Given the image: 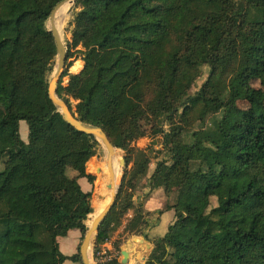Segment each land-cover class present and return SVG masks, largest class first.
I'll return each instance as SVG.
<instances>
[{
  "label": "trees",
  "instance_id": "trees-1",
  "mask_svg": "<svg viewBox=\"0 0 264 264\" xmlns=\"http://www.w3.org/2000/svg\"><path fill=\"white\" fill-rule=\"evenodd\" d=\"M60 1L0 0V264L81 263L79 245L65 255L57 238L72 229L83 238L91 192L72 209L66 194L79 191L82 177L94 183L92 199L106 194L96 183L107 177L104 170L87 166L99 142L70 126L48 96L56 46L46 21ZM75 4L66 58L82 60L83 67L57 94L71 110L69 97L76 101L72 112L80 121L104 130L149 194L162 189L166 201L155 213L174 212L167 231L149 238L152 213L122 183L100 224L94 258L133 209L125 231L151 242L146 264H264V0ZM248 25L257 27L260 44L247 35ZM203 66L207 78L190 94ZM256 81L260 88L252 86ZM239 100L248 107L240 108ZM145 115L168 154L150 174L153 157L133 145L144 136ZM20 121L27 124V142ZM195 123L190 140H182L180 129Z\"/></svg>",
  "mask_w": 264,
  "mask_h": 264
},
{
  "label": "rangeland",
  "instance_id": "rangeland-1",
  "mask_svg": "<svg viewBox=\"0 0 264 264\" xmlns=\"http://www.w3.org/2000/svg\"><path fill=\"white\" fill-rule=\"evenodd\" d=\"M22 2L25 6L29 5L28 0H22ZM65 4L68 5V8L65 10V12L61 16H59L58 14L56 15V28H57V30L59 32V36H60V38H61V40H62V42L66 48V54H67V53H70V51L68 49L70 47V42H71V37H72L71 32L73 29V24H74V20L76 17V13L78 12L79 7L75 3L74 4L65 3ZM46 25L48 28L50 27L49 21H47ZM246 33L248 36H250L254 40L255 43L260 44L262 42L261 39L257 35V27L255 25H248L246 27ZM78 60H80V59H78ZM78 60L73 61L72 58H66L65 59V64H64V67L62 69V75H61V77L58 81V84H57V90H58L59 84H61L62 86H65L68 83L69 75L71 73L78 72L82 69L83 62H80ZM70 62H73V63L70 67H68V64ZM75 63H79L81 65L80 70L76 71L73 69V66ZM54 64H55V62H54ZM52 73H53V71L49 75V78L51 77ZM207 74H208V68L206 66H203L202 67V75L191 86V88L189 90L190 94H193L196 90L199 89V87L202 85V83L206 80ZM252 86L256 87V88H260V84L257 81L253 82ZM262 90L264 91V89H262ZM69 102H70L72 110H74V106L76 104V101L73 100L71 97H69ZM237 105L240 108L248 107V103L246 101H242V100H239L237 102ZM2 114H3V109L0 106V118L2 117ZM152 124H153V121L149 115H145L142 117V119L140 120V125H141L143 132H144V136L139 138L138 140H136L133 144L137 148H141V149L146 148L148 150L149 154L153 157L151 160V163L149 164L148 174H150L152 172L153 168L155 167V163L157 160L166 159L168 157L166 150H164L161 147V145L159 144L160 137L159 136H153L150 134L151 129H152ZM21 126L26 127V130L28 133L27 124L24 121L21 122ZM166 127H167V125H166ZM198 127H199L198 123H195L193 125L183 126L180 129V138L184 141H189L191 138L190 137L191 132L194 131L195 129H197ZM3 132H4L3 128L0 126V139L3 138ZM27 133L24 134V130H23V132H21L22 139H25V140L27 139ZM119 150H118L119 156L121 158H123L124 152L121 149H119ZM104 156H105V149L99 143V147H98L96 154L89 160V162L87 163V166L90 167V164L92 166H99V162H100V160H102V158ZM2 168H3V164L0 161V170ZM131 168H132V163H130L128 166H125V164H123L122 167L120 168L121 172H120V175H119L116 183L119 186V189L121 187V184L123 183L124 188L128 192L133 193V195H134L133 201L134 202H138V201L144 202L150 196L149 187L147 185V182L144 179H137V178H134V177L129 175V171ZM68 173L71 174V173H73V171L68 170ZM94 177L96 179L95 175H94ZM98 179L103 181L104 185H106V183L108 181V178L106 176H103V177L100 176ZM118 192H119V190H118ZM93 195H94V191H93ZM93 195L91 194L90 199H89L91 205H92L91 201H92ZM173 198H172V200H173ZM215 204H216V199L211 198L210 207L214 206ZM93 211H94V208H93ZM89 215L87 216V220L89 219ZM133 215H134L133 209L127 210L126 213L121 217V219H120L121 222H120L119 226L116 227V229L113 232V234L111 235L110 239L107 240V241H113V248L116 249L115 242L119 241L121 243L120 246H122V245H124V242L126 245L129 237H133V236L139 237V235L125 231V227L128 224V221L133 217ZM86 225L90 226L91 223L89 224V221H87ZM81 241H82V238L80 239V242ZM101 245L99 246L98 250H100ZM59 246H60V250L62 252H64V250H66V248H67V245H65V243L63 241L59 242ZM116 250H118V249H116ZM118 251L120 252V250H118ZM90 257L92 258L93 262L96 264V261L94 258V247H92V250L90 251ZM63 264H79V263H74L70 260H66Z\"/></svg>",
  "mask_w": 264,
  "mask_h": 264
},
{
  "label": "water",
  "instance_id": "water-1",
  "mask_svg": "<svg viewBox=\"0 0 264 264\" xmlns=\"http://www.w3.org/2000/svg\"><path fill=\"white\" fill-rule=\"evenodd\" d=\"M63 2L74 4L76 0H61L59 3H57L53 7V9L50 12L49 17L47 18V21H49V25H50V27L49 28L47 27V29L52 33L54 41H55V46H56V56L54 60L55 64L53 67V73L48 80V96H49V99L52 101V103L57 107V110L62 114L64 120L70 126H72L78 131L94 136L95 139L102 145V147L108 151V160L106 161V164L110 166V156H111L110 154L115 147L110 142L104 130L100 126L80 121L76 117V115L73 114L72 110L70 109V106L66 103V101L60 98L57 94V84L62 75V69L64 67L65 59H66V48L60 36L58 35V32L56 31L54 27L52 17L54 15V12L57 10L58 6ZM47 21H46V24H47ZM121 163L122 165L124 164L123 158H121ZM106 188L110 190L109 202L93 218L91 225L90 226L86 225V232L82 238V241L79 244L81 264H95L92 258L90 257V251L92 250V247H94L96 243L100 224L103 222V220L109 213L118 195L119 186L117 185L116 179L114 178V175L112 174L111 171L109 174L108 181L106 183ZM96 195H97V198L101 200V199H104L105 192L104 191L97 192ZM86 222H87V219L85 220V223ZM148 247L145 249L146 253L148 252ZM129 255L130 254H129L128 247L124 246L120 250V254L118 257L119 263L127 264Z\"/></svg>",
  "mask_w": 264,
  "mask_h": 264
},
{
  "label": "crops",
  "instance_id": "crops-1",
  "mask_svg": "<svg viewBox=\"0 0 264 264\" xmlns=\"http://www.w3.org/2000/svg\"><path fill=\"white\" fill-rule=\"evenodd\" d=\"M78 61L83 62L82 60H78ZM21 122L22 121L19 122L20 136L23 130H24V134L27 133L26 127L24 126L22 127ZM23 141L27 142V139L26 140L23 139ZM86 172L90 173L87 170V168H86ZM100 181H101L100 179H97V182L99 185H100ZM78 183L80 185L79 191L71 190L66 194L64 204L66 205L68 209H72L76 204H78V202L80 201L81 195L87 192H91V194L93 195V191L95 192L94 184L89 183L86 178L84 177L79 178ZM165 201H166V197L164 196L162 189H157L153 191L150 194V196L144 201V209L152 213V215L148 217L150 226L145 231L146 235L149 238L163 235L167 231L168 225L172 223V221L174 220L173 210H165L161 214L155 213L156 211L162 209ZM91 202H92V205L91 204L90 205L91 207L93 206L92 208H94V211L90 214H94V217H95L104 207L103 206L104 200L93 198ZM94 203L95 205H93ZM80 239H81V233L78 229L69 230L66 236L57 238L58 245H59V242L61 241H63L65 245H67L66 250H64L65 253L62 252L61 250L60 251L65 255H71L75 253L77 250V246L80 244ZM127 241L128 242L126 243V245L124 242V245L120 246V250L124 246L128 247L130 255H129L127 264H146V258L152 246L151 242L147 241L142 236L129 237ZM104 246L108 248L113 247V241L106 242ZM147 247H148V252L146 253L145 249ZM59 249H60V246H59ZM74 263H79V262H74Z\"/></svg>",
  "mask_w": 264,
  "mask_h": 264
},
{
  "label": "bare ground",
  "instance_id": "bare-ground-1",
  "mask_svg": "<svg viewBox=\"0 0 264 264\" xmlns=\"http://www.w3.org/2000/svg\"><path fill=\"white\" fill-rule=\"evenodd\" d=\"M65 3H68V2L61 3L58 6L57 10L54 12V15L52 17L53 18L52 21H53L54 27L57 32L58 30L56 28V15L58 14L59 16H61L65 12V10L68 8V5ZM58 35H59V32H58ZM80 68H81V65L79 63H75L73 66V69L76 71L80 70ZM110 155H111L110 156V166H108L106 164V161L108 160V151L105 149V156L102 158V160H100L98 167H101L104 170V173L107 175V178H109V174L111 171L117 182V179L121 172L120 168L122 167L121 157L119 156V152L116 148L112 150ZM96 183L99 187L106 188V185H104L103 181H100V185L98 184V182ZM94 198H97V197H94ZM109 199H110V190L106 188V194L104 196V199H102L104 200L103 206L107 205V203L109 202ZM93 205H95V203ZM93 217H94V214L89 215V220H88L89 224L92 223Z\"/></svg>",
  "mask_w": 264,
  "mask_h": 264
},
{
  "label": "built area",
  "instance_id": "built-area-1",
  "mask_svg": "<svg viewBox=\"0 0 264 264\" xmlns=\"http://www.w3.org/2000/svg\"><path fill=\"white\" fill-rule=\"evenodd\" d=\"M108 242V241H106ZM105 242V243H106ZM103 243L100 247V250H98L96 252V259L95 261H98V262H105V261H108V260H111L113 258H117L120 254V252L118 250H116L115 248L113 247H105Z\"/></svg>",
  "mask_w": 264,
  "mask_h": 264
}]
</instances>
